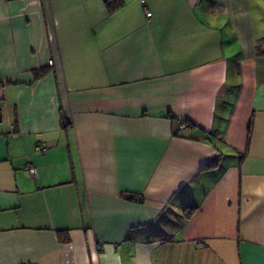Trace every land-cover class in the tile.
Here are the masks:
<instances>
[{
  "label": "crops",
  "instance_id": "1",
  "mask_svg": "<svg viewBox=\"0 0 264 264\" xmlns=\"http://www.w3.org/2000/svg\"><path fill=\"white\" fill-rule=\"evenodd\" d=\"M0 82V264H264V0H0Z\"/></svg>",
  "mask_w": 264,
  "mask_h": 264
},
{
  "label": "built area",
  "instance_id": "2",
  "mask_svg": "<svg viewBox=\"0 0 264 264\" xmlns=\"http://www.w3.org/2000/svg\"><path fill=\"white\" fill-rule=\"evenodd\" d=\"M150 14H151L150 11L148 9H145V15L147 17H149ZM48 64H52V60H49ZM188 126H189V122L188 121H185V120H179L178 121V127L179 128H187ZM44 150H45L44 146L36 145L34 147V151H40L41 152V151H44ZM28 171H29L30 175L33 176L36 173V168L34 166L29 165L28 166Z\"/></svg>",
  "mask_w": 264,
  "mask_h": 264
},
{
  "label": "trees",
  "instance_id": "3",
  "mask_svg": "<svg viewBox=\"0 0 264 264\" xmlns=\"http://www.w3.org/2000/svg\"><path fill=\"white\" fill-rule=\"evenodd\" d=\"M131 198L133 199V197H131ZM185 209H186V211H188L187 212V214H188V213H190L192 211L193 207L192 206H188ZM59 238H60L61 241H67L68 240V237L67 236L66 237H63L61 234H60V237Z\"/></svg>",
  "mask_w": 264,
  "mask_h": 264
}]
</instances>
